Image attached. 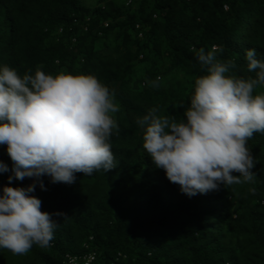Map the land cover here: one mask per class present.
Wrapping results in <instances>:
<instances>
[{
  "label": "trees",
  "instance_id": "obj_1",
  "mask_svg": "<svg viewBox=\"0 0 264 264\" xmlns=\"http://www.w3.org/2000/svg\"><path fill=\"white\" fill-rule=\"evenodd\" d=\"M213 46L236 63L237 76H254L245 52L264 59V0H0V65L21 76L38 66L94 75L115 89L121 108L111 140L118 167L77 173L73 185L42 177L47 191L34 193L41 211L63 213L53 217L54 239L27 255L3 249L0 264H66L91 254L90 264H264V134L248 141L255 183L189 198L152 165L136 123L153 107L182 116L205 74L193 49ZM0 161L11 168L6 146ZM9 174H0V190Z\"/></svg>",
  "mask_w": 264,
  "mask_h": 264
},
{
  "label": "clouds",
  "instance_id": "obj_2",
  "mask_svg": "<svg viewBox=\"0 0 264 264\" xmlns=\"http://www.w3.org/2000/svg\"><path fill=\"white\" fill-rule=\"evenodd\" d=\"M193 51L205 74L194 80L182 116L153 107L136 121L152 165L189 198L255 183L248 141L264 134V91H257L264 89V59L247 49V71L255 75L241 77L233 60L218 58L216 46ZM158 81L148 83L155 88ZM120 110L115 89L94 75H52L38 66L21 76L0 65V146L12 162L9 168L0 161V174L10 173L0 190V250L27 255L50 246L59 227L53 217L63 213L41 211L34 193L47 191L42 177L73 185L77 173L91 177L118 167L111 140L120 131ZM25 178L32 180L27 187L10 186ZM93 260V254L67 257L66 264Z\"/></svg>",
  "mask_w": 264,
  "mask_h": 264
},
{
  "label": "rangeland",
  "instance_id": "obj_3",
  "mask_svg": "<svg viewBox=\"0 0 264 264\" xmlns=\"http://www.w3.org/2000/svg\"><path fill=\"white\" fill-rule=\"evenodd\" d=\"M87 3H88V4H89V3H94V1H87ZM3 251H4V250H0V255L3 254Z\"/></svg>",
  "mask_w": 264,
  "mask_h": 264
},
{
  "label": "built area",
  "instance_id": "obj_4",
  "mask_svg": "<svg viewBox=\"0 0 264 264\" xmlns=\"http://www.w3.org/2000/svg\"><path fill=\"white\" fill-rule=\"evenodd\" d=\"M132 0H127L128 3H131Z\"/></svg>",
  "mask_w": 264,
  "mask_h": 264
}]
</instances>
